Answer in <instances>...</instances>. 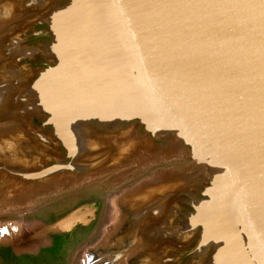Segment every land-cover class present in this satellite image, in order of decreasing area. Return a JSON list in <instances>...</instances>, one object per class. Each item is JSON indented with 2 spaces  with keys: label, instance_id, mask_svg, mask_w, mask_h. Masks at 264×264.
<instances>
[{
  "label": "water",
  "instance_id": "obj_1",
  "mask_svg": "<svg viewBox=\"0 0 264 264\" xmlns=\"http://www.w3.org/2000/svg\"><path fill=\"white\" fill-rule=\"evenodd\" d=\"M18 13L21 29L0 39V117L16 120L0 145L17 161L1 155L0 170L34 179L101 167L111 151L172 154L185 130L203 165L131 190L151 193V219L122 250L264 264V0H0V20Z\"/></svg>",
  "mask_w": 264,
  "mask_h": 264
},
{
  "label": "rangeland",
  "instance_id": "obj_2",
  "mask_svg": "<svg viewBox=\"0 0 264 264\" xmlns=\"http://www.w3.org/2000/svg\"><path fill=\"white\" fill-rule=\"evenodd\" d=\"M22 21L23 14L20 13L0 20V39L21 29ZM1 119L6 118L1 116ZM5 121H0V133L16 126L14 118L12 121ZM179 133L182 136V145L176 153L163 154L149 152L147 149L139 150L146 154H156V158L151 160V170L147 169L148 165L136 163L135 157L128 162L130 163L128 166L120 165L121 167L115 168L111 165L108 169L98 167L90 171H78L74 182L28 197L20 204L15 203L20 200L19 198L0 194V264H90L87 263V259L91 251H95L91 264H101L104 259H112L119 250L115 247L109 249L108 253L103 250L116 244L112 237L121 230L122 214L117 203V190L115 192L110 190L117 185L116 182L128 176L123 174L116 177L113 182L108 179L109 175L117 173L119 169L129 168L128 172L139 173L134 175L132 182L129 183L137 185L150 175L152 179L164 172L181 170L188 165L192 167L203 165L191 158V154L195 153L194 149L192 145L185 144V138L180 131ZM191 139L198 146L192 137ZM197 150L199 152L198 148ZM142 161L145 160L141 159L140 162ZM2 171L9 173L8 170L1 169L0 177L4 175L6 177L8 174ZM106 173L110 174L106 176ZM126 181H122V184ZM73 210L76 211L63 218L57 225L63 230L75 224L74 227L68 232L61 231L55 222ZM75 213L79 215L69 219ZM139 246L140 242H137L132 247ZM129 249L121 250V255L111 264H126L124 258L130 252Z\"/></svg>",
  "mask_w": 264,
  "mask_h": 264
},
{
  "label": "flooded vegetation",
  "instance_id": "obj_3",
  "mask_svg": "<svg viewBox=\"0 0 264 264\" xmlns=\"http://www.w3.org/2000/svg\"><path fill=\"white\" fill-rule=\"evenodd\" d=\"M29 58H32V57H24L23 59H20V62L24 61L25 59H29ZM20 62H18V64H17L18 67H20ZM35 114L42 115L41 112H36ZM7 117H5L6 119H1L0 121H2V120L3 121L4 120L12 121L13 120V118L11 116H7ZM38 119H39V117H38ZM41 120H42V123H46L45 118L41 119ZM28 125H30V127H33V128H31L32 130L35 127L34 124L29 122V119H28ZM29 131H30V129H29ZM37 133H38L37 131H36V133L33 132L32 135L37 136ZM125 133H127L126 130H125ZM125 136H126V134H125ZM53 137L56 138L55 136H53ZM12 138H13V136H12ZM140 138H146L147 140H149L151 142V140L149 138H147L146 136H142ZM0 141H1L0 143H5L7 141H10L9 143H6V145L4 144V147L11 149L9 144H11V142L14 141V138L11 141V139H9V136L8 137L0 136ZM48 144H50V142ZM56 144H57V142H56ZM127 144H129V142ZM123 148L126 149V147H122V145L119 147V149H123ZM0 149H1L0 150V156L2 155L1 157L7 158V160H6L7 163L12 162L11 164H13L15 161H17V159H13L14 156L10 155L9 150H8V152H6L7 150L5 151L1 145H0ZM110 149H113V148L110 146ZM2 151L4 152V154H1ZM42 152H43L42 150L37 151V154L39 155L40 158L42 157ZM142 152L139 151L138 153H135V154H131L128 152V154H126L127 155L126 159L114 161L116 153H115V151H111V152H109L108 155H106L104 158H102L101 162L98 165H101L102 169H108V167H110L111 165H114L115 168H118L120 165L128 166L130 164L128 162L130 160H133L135 157H137V161H135L136 163L142 164V166L148 165L150 168L148 167L147 169L151 170V160H152V158H156L155 157L156 154H154V153L146 154L145 152H143V153ZM63 155H65V153H63ZM159 156H161V155H159ZM22 158L23 157H21L20 161H22V162L20 164L25 163ZM141 159H144L145 161L140 162ZM66 161L68 162V159L65 156L64 161H61V160L59 161V160L54 159L50 162V164L60 163V162L63 163ZM132 162L135 163L134 161H132ZM45 166H47V164H45ZM63 166L64 165H62V167ZM62 167L57 169L55 172L52 171V172L41 173L39 176H37L34 179L27 178L24 175H21V173L16 172V170H8L10 175H12V176L15 175L14 177L10 176L7 171H2V173L7 172L8 174L6 173L7 174L6 177H5V175L3 177H0V189H1L0 194L5 195V197H9V196H12L14 198L17 197L20 200L15 201V203L20 204V203H22V201L24 199H26L28 197L40 195L41 193L46 192L50 189H53V188L56 189L58 187L65 186L71 181L74 182V180L76 179V177H75L76 174L79 173L78 171H82V170L90 171V169H91V168H88V166H86V167L80 166L81 169H79V170H76L74 168H65V167L62 168ZM9 169H14V168H9ZM128 169L129 168H126V167L123 169H119L118 172L113 173V175L110 173H106V176H108L110 174L108 179L110 181H113V182H114V179H116V177L121 176L123 174H126L128 177L123 178L120 181L116 182L117 185L113 189L110 190L111 192H115L117 190V192H116V195L118 196L117 203H118L119 209H120L121 214H122V216L120 217V219H122V221L120 223V227H121V230L119 232L120 234L116 237H113L114 240L116 241V245L118 247L117 249L119 251L113 255L112 259H110V260L104 259L101 264L113 263V261H115L121 255L120 251L123 249L122 247L127 246L134 241V239L138 235L140 225L147 224L148 223L147 221L149 219H151V208L147 207V203L150 202L149 200L151 199V193H149V192L148 193H141V194L137 193V194H135V195L133 194L131 196L127 195L128 192H130L131 189L134 188L135 186L137 187L138 185H140L145 180H148V179L150 180L151 175L149 178L144 179L142 182H140L137 185H130L129 183L132 182L131 179H133L134 175L136 176L139 173H134V171L128 172ZM134 179L136 180L137 177ZM125 180H127V181L122 184V181H125ZM118 184H119V186H118ZM33 185H34V187H33ZM12 187L15 189H13ZM148 208H149V210L145 211ZM186 219H187V217H186ZM121 233H122V235H121ZM149 233H151V231H149V232L145 231L144 232V230H142L141 235L144 234L143 237L145 236L144 239H146V237L151 236V235H149ZM135 248H137V247H132L129 249L130 253L133 252V254H134V250H137V252H135L134 255H132V256H131V254L129 255L130 257H133L134 264H151L152 263L150 256L148 254L143 253L140 248H137V249H135ZM109 249H113V247L105 248L104 250L103 249L102 250L104 252L108 253ZM94 255H95V251H91L89 253L87 263L91 264V261H93ZM140 255L143 256L141 258V261H140V263H136L139 261L138 256H140Z\"/></svg>",
  "mask_w": 264,
  "mask_h": 264
},
{
  "label": "bare ground",
  "instance_id": "obj_4",
  "mask_svg": "<svg viewBox=\"0 0 264 264\" xmlns=\"http://www.w3.org/2000/svg\"><path fill=\"white\" fill-rule=\"evenodd\" d=\"M184 131H185V130H184ZM184 131H183V130H180V132H181V134L183 135V137H184V135H186V136L189 135L190 138L192 137V136L190 135V133H188V132L185 131V132L187 133V134H186ZM180 136H181V135H180ZM181 137H182V136H181ZM184 138H185V137H184ZM192 138L197 142V140L195 139V137H192ZM185 139H186V138H185ZM191 140H192V139H191ZM192 142L195 143L193 140H192ZM197 143H198V142H197ZM191 145H192V144H191ZM195 145H196V143H195L194 145H192V147H193V149H194V152H195V153H199L198 150H197V148L199 149V147H201V146H200L199 143H198V146H199V147L196 145V147H197V148H196ZM191 151H192V149H191ZM192 153H193V151H192ZM203 154H205V153H203ZM77 215H79V214H78V213H75L74 215H71L69 219H74L75 216H77Z\"/></svg>",
  "mask_w": 264,
  "mask_h": 264
},
{
  "label": "crops",
  "instance_id": "obj_5",
  "mask_svg": "<svg viewBox=\"0 0 264 264\" xmlns=\"http://www.w3.org/2000/svg\"><path fill=\"white\" fill-rule=\"evenodd\" d=\"M74 211H76V210H74ZM74 211H71V212H69L67 215H65L64 217H62V218H60V219H58L56 222H55V225L58 227V223L63 219V218H65V217H67V216H69L72 212H74ZM76 224H78V223H76ZM75 225V224H74ZM74 225L72 226V227H74ZM71 227V228H72ZM59 228V227H58ZM71 228H69V229H67V230H63V229H61V228H59L61 231H65V232H68L69 230H71Z\"/></svg>",
  "mask_w": 264,
  "mask_h": 264
}]
</instances>
